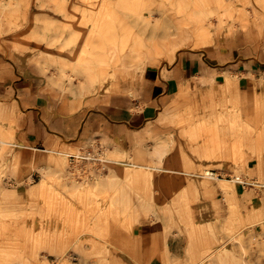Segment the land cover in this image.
Masks as SVG:
<instances>
[{
    "label": "rangeland",
    "instance_id": "obj_1",
    "mask_svg": "<svg viewBox=\"0 0 264 264\" xmlns=\"http://www.w3.org/2000/svg\"><path fill=\"white\" fill-rule=\"evenodd\" d=\"M202 32L208 34L201 36ZM0 37L9 46L34 54L62 93L83 95L102 85L104 96L117 94L118 89L127 95V86L134 91L141 85L147 66L179 60L186 50H207L221 61L227 54L244 62L264 55V0H0ZM141 40L143 45L135 43ZM220 73L198 75L193 86H183L162 124L180 127L184 138L152 135L148 153L156 180L132 182V190L136 201L152 205L155 223L167 224L174 216L168 212L171 207H182L180 216L187 229L197 226L196 214L188 208L197 201L189 197L191 192L197 190L199 202L220 192L229 212L224 219L220 215L217 221L210 220L216 244L205 247L201 261L186 264H264V177L250 179L236 168L250 153L264 152V71L243 74L257 79V87L243 84L241 71ZM19 122L16 107L0 104V264H91L79 262L74 241L73 248L69 243L55 244L62 240L64 218L68 225L70 216L74 240L104 237L103 230L96 233L91 227L100 223L106 207L123 205L120 186L128 184V176L143 172L133 163L136 155L114 151L106 172L81 173L80 179L70 169L69 151L52 153L49 171L34 167L39 176L32 175V169L30 176L20 177ZM241 131L253 134L255 141L243 139ZM186 164L199 166L187 169ZM207 168L215 173L205 175ZM176 169L183 175L182 198L167 192L175 188L174 181L158 179L177 174ZM118 172L124 179L121 183L106 182ZM238 176L255 183L233 180ZM45 177L47 189L41 190ZM64 191L67 201L71 198L70 213L62 212ZM249 191L263 198L243 199L240 193ZM130 206L124 216L132 215ZM80 226L83 230L78 231Z\"/></svg>",
    "mask_w": 264,
    "mask_h": 264
},
{
    "label": "crops",
    "instance_id": "obj_2",
    "mask_svg": "<svg viewBox=\"0 0 264 264\" xmlns=\"http://www.w3.org/2000/svg\"><path fill=\"white\" fill-rule=\"evenodd\" d=\"M225 57L227 60L221 61L218 55L207 50H186L179 56V60L147 66L143 71L141 85L134 91L133 86L132 88L127 86V95L124 92L120 94L121 91L118 89L117 94L111 92L109 96H104L102 85H96L83 95H74L62 93L52 84L50 75L36 62L34 54L9 46L6 39L0 37V104H5L9 108L16 107L20 111L21 129L18 135L22 143L19 149V165L22 170L20 177L30 176L32 169V175L39 176L34 167H43L49 171L47 167L53 165L52 153L69 151V155L84 148L91 140H107L108 143L103 142L107 147L108 167L110 154L114 151H129L131 155H134L135 151H142L144 155L141 165L134 163L142 168V174L128 176L126 179L128 184L120 186L122 191L119 198L122 199L127 192L128 200L120 201L123 205L106 207L100 223L91 227L96 233L103 230L105 236L92 235L74 240L76 234L74 233L72 237L69 216L68 225H65L67 221L64 218L63 237L60 243H55L57 247L65 246L67 243L71 246L74 241L79 247L78 254L76 253L80 257L79 262L91 264H186L202 260L201 256L206 253L205 247L216 244L218 239L213 232L210 233L212 225L210 220L217 221L220 215L224 219L229 212V207L222 204L224 200H220L224 196L219 192L218 195L212 198L209 195L208 200L199 202V193L196 189L192 191L189 197L196 198L197 201L188 208H192V212L196 214L197 226L187 229L180 216L183 213L182 207H171L168 212L174 216L169 217L167 224L153 222L150 215L152 207L146 200L136 201L132 190L134 186L131 183L135 181L150 183L156 180V175L150 173L152 158L148 153L152 135L174 134L178 135L180 140L184 138L180 127L162 124V119L172 110L174 102L181 97L183 86H193L198 75L218 76L221 75L220 72L241 71L243 80L245 78L243 74L256 72L258 75L264 71L263 54L250 58L251 62H244L243 58L232 60L228 54L222 58ZM229 61H232V64L224 67V63ZM242 80L243 84L247 81L250 86L259 85V81L253 77ZM201 81L207 83L206 79ZM246 112L249 115L251 111ZM224 114L225 111H222L221 115ZM156 122L160 125H152ZM125 162L123 164L132 165L128 161ZM197 166L199 165H185L187 169H194L193 167ZM238 168L250 179L264 177V152L250 153L248 159ZM158 179L174 181L175 188L166 191L172 192L176 198L183 197L182 172L158 175ZM123 180L120 173H114L106 182L121 183ZM46 182L45 177L41 182L43 190L47 189ZM227 185L228 183L224 187ZM143 186L148 187L145 184ZM257 194L253 191L240 193L244 196L243 199L263 198ZM66 196L67 193L64 191L63 212L68 210L70 213L71 198L69 197L67 201ZM148 196L149 194L143 197ZM129 205L133 207L130 211L132 215L124 216ZM256 210H260V207ZM77 230L81 231L83 227L80 226Z\"/></svg>",
    "mask_w": 264,
    "mask_h": 264
},
{
    "label": "built area",
    "instance_id": "obj_3",
    "mask_svg": "<svg viewBox=\"0 0 264 264\" xmlns=\"http://www.w3.org/2000/svg\"><path fill=\"white\" fill-rule=\"evenodd\" d=\"M69 165L70 169L75 171L78 175L87 174L89 172L103 173L108 170L109 158L107 156V147L103 141L91 140L84 148L81 150L69 154ZM80 179L83 176H78ZM238 179L241 176L237 177ZM243 183H255L254 180L244 179Z\"/></svg>",
    "mask_w": 264,
    "mask_h": 264
},
{
    "label": "bare ground",
    "instance_id": "obj_4",
    "mask_svg": "<svg viewBox=\"0 0 264 264\" xmlns=\"http://www.w3.org/2000/svg\"><path fill=\"white\" fill-rule=\"evenodd\" d=\"M202 35L201 36H203V35H206V34H208V32H202L201 33ZM135 43H137L138 45H143V41L141 40V41H136ZM134 43V44H135ZM145 45V44H144ZM136 47V46H135ZM134 47V48H135ZM139 48V47H138ZM142 52V51H141ZM132 56H133V54H131ZM247 132V131H246ZM245 131H242V133H241V137L243 138V139H248V140H250V139H254V141H255V139L256 138H254V135L253 134H251L250 132L249 133H246ZM246 134H248V137H244V136H246ZM253 141V142H254ZM258 141V140H257ZM218 143V142H217ZM258 146V145H257ZM216 147H218V145H216ZM240 147V146H239ZM233 151V150H232ZM183 152V151H182ZM206 153V152H205ZM215 153V152H214ZM238 153V152H237ZM172 154V153H171ZM174 154V153H173ZM240 154V153H239ZM135 155H136V157H137V160H135V162H133V163H135L136 165H141V163L144 161V155H143V152L142 151H136L135 152ZM243 155V154H242ZM213 156H214V154H213ZM234 156V155H233ZM237 157H238V155H236ZM222 157V156H221ZM255 158V157H254ZM171 159V158H170ZM169 159V160H170ZM192 159V158H191ZM216 159V158H215ZM60 161V160H59ZM199 162H201V161H199ZM178 163V162H177ZM176 164V163H175ZM193 165V164H192ZM150 166H151V164H150ZM177 167V166H176ZM45 168V167H44ZM122 168V167H121ZM124 168V167H123ZM122 168V169H123ZM159 168V167H158ZM167 168V167H166ZM237 168V167H236ZM128 169V168H127ZM129 169H130V167H129ZM162 169V168H161ZM160 169V170H161ZM58 170V169H57ZM175 170V169H174ZM177 171L178 170H180V169H176ZM120 171V170H119ZM186 172H189V171H187V170H185ZM59 172V171H58ZM174 172V171H173ZM119 173V172H118ZM215 172H213V171H211L209 168H207L205 171H204V174L205 175H210V174H214ZM122 174V173H121ZM200 174V173H199ZM133 175V174H132ZM207 177V176H206ZM230 180H232V179H230ZM233 180H236V181H238V182H242V181H244V179L241 177L240 179H238L237 177L235 178V179H233ZM123 184V183H122ZM132 184V183H131ZM43 186H40V188L39 189H41ZM28 188V187H27ZM126 189H127V186H126ZM128 189L130 190V185H129V187H128ZM42 190H43V188H42ZM73 194L76 196V192L75 191H73ZM129 193H125L124 195H123V199H124V201L127 199V195H128ZM68 195H70V193L68 194ZM65 197V196H64ZM67 197V196H66ZM152 206V205H151ZM64 208V207H63ZM155 209V208H154ZM63 212V211H62ZM62 214V213H61ZM63 216V215H62ZM96 217V216H95ZM94 217V218H95ZM88 218V217H87ZM93 218V219H94ZM91 221V220H90ZM259 224V223H258ZM254 225V224H253ZM242 231V230H241ZM86 233V232H85ZM83 234V233H82ZM99 234V233H98ZM239 234V233H238ZM85 235V234H84ZM236 236V235H235ZM62 237V236H61ZM101 237V236H100ZM79 240V239H78ZM105 240H106V238H105ZM108 242V241H107ZM106 242V243H107ZM60 243V242H59ZM226 243V242H225ZM225 243H223V244H225ZM60 245V244H59ZM74 245V244H73ZM85 245V244H84ZM72 248H73V246H71ZM111 247V246H110ZM71 249V248H70ZM69 251V250H68ZM218 251V250H217ZM68 253L69 252H67V250H66V253H65V256L66 255H68ZM60 254V253H59ZM214 254H215V252H214ZM63 256L64 255H60V258H61V261H63L62 260V258H63ZM60 258H59V260H60ZM208 258V257H207ZM206 258V259H207ZM205 259V260H206ZM60 263V262H59ZM58 263V264H59ZM197 263V262H196ZM243 264H246V262L245 263H243Z\"/></svg>",
    "mask_w": 264,
    "mask_h": 264
}]
</instances>
